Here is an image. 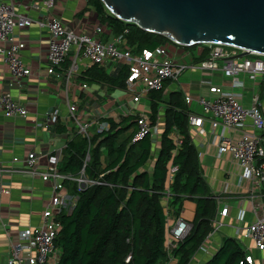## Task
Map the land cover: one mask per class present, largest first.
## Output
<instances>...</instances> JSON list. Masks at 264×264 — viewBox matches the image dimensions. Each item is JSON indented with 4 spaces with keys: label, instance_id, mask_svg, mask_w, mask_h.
I'll return each mask as SVG.
<instances>
[{
    "label": "trees",
    "instance_id": "1",
    "mask_svg": "<svg viewBox=\"0 0 264 264\" xmlns=\"http://www.w3.org/2000/svg\"><path fill=\"white\" fill-rule=\"evenodd\" d=\"M87 4L94 9L99 24L116 36L122 35L123 43L132 48L133 53L165 48L166 44L179 48L159 35L116 19L100 0H88ZM200 47L198 54L196 46L184 48L190 51L194 63L209 55V47ZM118 69L117 74L107 75L103 68L93 65L81 74V79L104 85L110 91H126L129 70L126 66ZM162 92H149L151 127L157 124L161 106L164 111V128L156 153L150 134L133 141L139 118L136 114L116 121L104 118L109 125L107 131L94 132L89 139L75 131L72 139L66 141L59 172L77 176L89 153L85 177L101 184L81 191L75 184H65L68 194L75 196L76 201L73 206L62 209L57 218L60 230L54 246L59 252L58 264L163 263L167 259V220L169 215L179 217L184 200L194 202L196 215L189 235L172 251L176 264H189L212 231L216 203L189 138L190 110L181 93H172L165 100ZM58 128L60 134L65 133V127ZM172 133L181 140L180 146H176ZM246 255L235 238L226 237L204 264H246Z\"/></svg>",
    "mask_w": 264,
    "mask_h": 264
},
{
    "label": "crops",
    "instance_id": "2",
    "mask_svg": "<svg viewBox=\"0 0 264 264\" xmlns=\"http://www.w3.org/2000/svg\"><path fill=\"white\" fill-rule=\"evenodd\" d=\"M0 1L13 3L18 13L29 17L34 23L57 18L76 33H91L94 28L101 26L104 33L100 36V40L103 43L119 37L112 34V31L106 26L99 24L94 9L87 4L88 0H53V7L50 10L42 7L41 3L44 0ZM35 6L38 9H35ZM15 35L26 45V48L20 53V58L31 71V75L21 81L14 80L10 76L8 65L0 59V92L8 93L15 101L24 105L28 111L26 119H7L0 114V161L5 169L1 182L10 191L9 194L3 195L0 201L2 217L0 222V264L9 263L12 245L17 244V234L28 227L39 224L41 213L50 198V184L29 176L20 160L32 151L41 157L40 165L43 166L48 154L61 151L62 155L66 141L72 139L75 131L78 132L77 126L73 122L68 123L65 119L69 104L76 106L77 115L81 116L84 122L97 123L103 121L105 117L116 121L114 116L122 114L117 110L113 111L109 104L106 105L105 112H100L101 105L99 103L102 102L104 95L117 90L110 91L104 85L88 83L81 79V74L93 65L81 61L76 62V69H73V54L68 56L59 69H56V74L47 73L49 35L45 29L33 24L29 28L15 30ZM122 46L132 50L125 42L120 46V49ZM180 63L191 65L194 62L189 59L187 62ZM119 66L124 65L109 61L99 67L103 68L107 75H115ZM243 81V89H233L231 79L223 77L219 72L211 74L192 70L186 72L177 82H166L162 97L166 100L172 93L178 92L182 94L183 98L193 96L192 98L196 100L199 96H209L208 87L212 85L240 94L238 100L244 108H249L253 95L258 94L260 105L264 108V76L253 82L246 79ZM204 82L209 85L205 86ZM82 86H86V89H82ZM150 101V94L147 93L141 99V103H144L147 110L140 107L131 111L138 116L141 114L150 115ZM55 108L61 112L57 124L50 126L47 130L37 128L35 126L37 121L40 122L46 113ZM91 108L94 110V115L89 112ZM188 108L190 113H200L195 102ZM157 125L160 136L164 128L163 106L158 111ZM60 126L65 127V133L60 134L58 131ZM94 127L95 124L91 129L93 133L95 132ZM202 129L191 128L189 125L187 127L189 138L197 151L202 176L216 203L213 220L216 217L221 226L218 230L208 234V238L195 252L189 264L206 263L219 249L226 237L235 238L247 255L255 253L259 259L261 255L254 251L253 244L237 234L255 220L250 198L252 184L243 178L241 167L230 154H218L217 135L219 130L212 131L208 124H205ZM247 129L249 133H254L250 127ZM255 134L258 135V133ZM227 135L233 142H237L242 135V130H232ZM159 136L153 138L152 141L155 153L160 142ZM260 137L264 139V134ZM14 158L19 161L12 163ZM254 194L258 199L262 194V189H256ZM68 196L70 195L68 194ZM225 208L227 214L223 217L220 213ZM195 215L194 202L184 200L179 216L192 225ZM174 220L175 218L169 215L167 229ZM30 254L33 253L26 251L23 253V258ZM176 263L177 259L172 256L171 258L167 257L161 264ZM256 264H260L259 260Z\"/></svg>",
    "mask_w": 264,
    "mask_h": 264
},
{
    "label": "built area",
    "instance_id": "3",
    "mask_svg": "<svg viewBox=\"0 0 264 264\" xmlns=\"http://www.w3.org/2000/svg\"><path fill=\"white\" fill-rule=\"evenodd\" d=\"M41 5L50 10L53 7V0H44ZM35 9L38 7L35 6ZM33 24L45 29L49 35L48 74H56V69L64 64L70 54L74 55L73 69H76L75 63L81 61L96 66H103L109 61L122 64L129 70L126 92L131 95V100L135 104L141 103V99L147 93L163 90L166 82H177L181 76L192 70L211 74L219 72L223 77L231 79L233 89H243V79L253 82L264 76L263 57L251 54L247 57L237 58V52L240 51L234 48L211 45L209 55L205 60L191 65L182 64L175 61L164 47L154 50L143 49L134 54L128 47L123 48L122 46L120 49V46L123 45L122 35L112 38L106 43L101 42L100 36L104 33L101 26L94 28L91 33H76L57 18L34 23L29 17L18 13L13 3L0 1V59L8 65L10 76L16 81L29 77L31 71L20 58V53L26 48V45L17 39L15 30H23ZM225 48H229V50L227 51ZM206 84L209 85L204 82L205 86H207ZM208 88L209 96H199L196 100L191 96L184 98L186 105L189 106L195 102L200 110L199 114H189L188 125L191 128L203 130V126L208 124L212 131L219 130L217 135L218 154H230L241 167L243 178L252 184L250 198L255 220L237 234L250 241L254 251L261 255L259 259L250 254L246 255V264H256L258 260L260 264H264V139L260 137L264 134V108L260 105L258 94L253 95L251 106L244 108L238 100L240 94L212 85H209ZM82 89H86V86H82ZM0 114L7 119H26L28 117V111L24 105L15 101L8 93L1 92ZM122 114L123 117L129 116L132 111ZM60 117L61 112L55 108L46 113L40 122L37 121L35 126L47 130L50 126L57 124ZM65 117L67 122H73L77 126L78 133L87 139L94 134L91 131L94 124L95 133H102L109 129L106 121L97 123L82 121V117L77 115L76 106L72 104L68 105ZM248 127L254 133H249ZM135 128L133 141H138L148 134L153 139L160 133L157 124L153 127L150 126L149 117L146 114L139 115ZM232 130H242V135L237 142H233L227 135ZM171 135L176 146H180L181 140L177 134L172 133ZM40 159V156L31 151L20 162L29 176L50 184V198L41 213L39 224L28 227L17 234V244L12 245L8 264H58L59 252L54 246V240L60 230L57 218L62 209L76 198L68 196L65 184H75L78 191L95 184H101L85 177L84 168L90 160L89 153L77 176L59 172L61 151L48 154L43 166L40 165ZM18 161L19 159L14 158L12 163ZM4 172L3 163L0 161V201L3 195L10 193L9 189L1 182ZM171 177L172 175L169 179ZM256 189H262V194L258 199L254 194ZM220 214L223 217L226 216L227 209H223ZM1 220L0 211V222ZM212 225V231L218 230L221 226L216 217L212 221ZM191 229L192 225L182 217L179 216L174 220L166 232L165 249L168 258L172 257V251L189 235ZM26 251L33 254L23 258V253Z\"/></svg>",
    "mask_w": 264,
    "mask_h": 264
},
{
    "label": "water",
    "instance_id": "4",
    "mask_svg": "<svg viewBox=\"0 0 264 264\" xmlns=\"http://www.w3.org/2000/svg\"><path fill=\"white\" fill-rule=\"evenodd\" d=\"M116 19L192 48L221 45L264 57V0H100Z\"/></svg>",
    "mask_w": 264,
    "mask_h": 264
},
{
    "label": "rangeland",
    "instance_id": "5",
    "mask_svg": "<svg viewBox=\"0 0 264 264\" xmlns=\"http://www.w3.org/2000/svg\"><path fill=\"white\" fill-rule=\"evenodd\" d=\"M165 49H167V51L170 52L171 56H173L175 61L178 62H187L190 59V51L189 50H185L182 47H173L170 44H166L164 45ZM198 47L196 50V53L198 54L201 50L202 47L200 46H196ZM207 47H211V45H208ZM225 50H229V48H225ZM240 54V52L238 53V55ZM236 55V56H238ZM264 58V57H263ZM106 94V93H105ZM107 95V96H106ZM104 95L103 100L101 103H99L101 105L100 108V112H105L106 111V105H111L112 110L115 111H119L120 113H129V111H135L137 109H139L140 107H142L144 110H147L145 108L144 103H133L131 100V95L128 94L127 92H123V91H114V92H110L108 94ZM193 97V96H192ZM106 102V104H105ZM110 107V108H111ZM89 112H91V115H94V110L89 109ZM133 114L135 112H132ZM138 115V114H136ZM117 120L120 119V117H122V114L116 115L114 116ZM131 131H129L126 135H128ZM156 138V137H154ZM76 198L74 200H72L68 205L69 206H73V203L75 202ZM67 205V206H68ZM255 257H258V255H256L255 253L252 254Z\"/></svg>",
    "mask_w": 264,
    "mask_h": 264
}]
</instances>
